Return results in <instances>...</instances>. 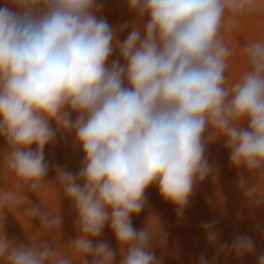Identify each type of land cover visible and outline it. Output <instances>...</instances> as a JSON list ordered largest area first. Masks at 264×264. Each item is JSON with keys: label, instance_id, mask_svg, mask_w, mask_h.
Instances as JSON below:
<instances>
[{"label": "clouds", "instance_id": "obj_1", "mask_svg": "<svg viewBox=\"0 0 264 264\" xmlns=\"http://www.w3.org/2000/svg\"><path fill=\"white\" fill-rule=\"evenodd\" d=\"M126 6L134 19L117 28L99 15L100 0L0 6V264H116L117 254L119 264H163L153 250H165L168 240L158 217L149 215L140 230L132 217L156 186L182 218L194 188L216 173L205 152L217 140L230 165L248 174L238 179L246 203L264 207V0ZM246 22L254 35L239 47L242 68L233 75L231 37ZM57 132L72 135L84 159L75 174L53 164L48 182L44 149ZM46 189L56 195L55 209L40 198ZM61 193L76 214L73 239H61ZM5 210L28 244L9 238ZM215 223L202 229L216 254L212 261L201 254L198 264L255 254L246 233L221 242ZM106 225L116 250L99 240Z\"/></svg>", "mask_w": 264, "mask_h": 264}, {"label": "bare ground", "instance_id": "obj_2", "mask_svg": "<svg viewBox=\"0 0 264 264\" xmlns=\"http://www.w3.org/2000/svg\"><path fill=\"white\" fill-rule=\"evenodd\" d=\"M100 2L103 4V10L99 15L104 17L113 28L134 19V13L129 12L121 0H100ZM4 3L5 0H0V6ZM117 35L119 40L123 41L128 31L118 32ZM231 43L238 48L234 59L240 58L242 63L239 54V47L242 45L235 42L233 38ZM118 55V50H115L109 63ZM52 126L55 127V124L53 123ZM4 148L5 141L0 138V151ZM44 153L45 160L50 165L49 173L45 178L48 182L55 180L53 164L66 167L75 174L79 171L84 159L83 152L74 148L72 135L62 132H57L55 144L46 146ZM205 155L209 164L215 166L216 173L194 188L182 218L178 219L175 207L162 199L158 188L150 186L145 193V209L138 216L132 217L133 226L140 230L148 216L154 214L168 234L166 249L163 251L159 247L153 249L157 257L163 258V264H198L201 254H205L209 261H212L216 254V249L208 245L206 233L202 229L203 222L215 220L214 230L220 234L221 242L231 243L236 236L246 233L255 242L256 249L255 254L242 258H237L233 254L227 256L221 254L215 264H257L259 254L264 252V207H252L246 203L239 188L238 179L240 175L248 178V174L230 165L229 151L225 148L223 141L217 140L207 145ZM0 186L3 185L0 184ZM40 198L55 209L56 195L51 189L40 193ZM40 198L29 194L33 205L40 206ZM59 207L63 218L61 239H73L76 235L74 224L76 214L72 210L71 202L63 198V193H61ZM5 216V228L9 238L28 244L24 228L16 217L7 210H5ZM33 225L34 228H38L39 221H33ZM99 240L108 242L113 250L118 248L114 235L107 225ZM119 259L117 254L116 264H119Z\"/></svg>", "mask_w": 264, "mask_h": 264}, {"label": "rangeland", "instance_id": "obj_3", "mask_svg": "<svg viewBox=\"0 0 264 264\" xmlns=\"http://www.w3.org/2000/svg\"><path fill=\"white\" fill-rule=\"evenodd\" d=\"M121 2L123 3L124 6H126V0H121ZM253 35H254V24L252 22H246L239 25V27L232 34L231 38H233L235 42L243 45L248 40H250L253 37ZM240 60H241L240 58L233 60V68H232L233 74L238 73L241 70L242 63ZM208 145H210V143Z\"/></svg>", "mask_w": 264, "mask_h": 264}]
</instances>
